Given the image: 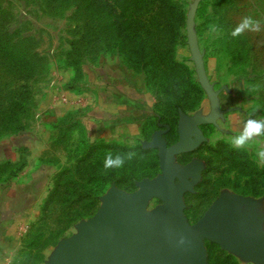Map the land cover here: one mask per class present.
<instances>
[{"label": "rangeland", "instance_id": "374dc122", "mask_svg": "<svg viewBox=\"0 0 264 264\" xmlns=\"http://www.w3.org/2000/svg\"><path fill=\"white\" fill-rule=\"evenodd\" d=\"M245 16L260 30L232 37ZM212 24L222 32L210 33ZM111 61L112 86L123 85L117 121L96 126L104 99L96 78L112 83L101 70ZM249 116L264 119V0H0V202L12 196L10 264H55L82 246L81 227L118 204L157 228L160 153L182 143L167 164L187 223L213 225L204 264H264V165L255 156L264 137L239 150L228 143ZM121 147L136 156L108 175L104 154ZM93 148L106 181H91L75 204L46 205L58 172Z\"/></svg>", "mask_w": 264, "mask_h": 264}, {"label": "water", "instance_id": "95a60500", "mask_svg": "<svg viewBox=\"0 0 264 264\" xmlns=\"http://www.w3.org/2000/svg\"><path fill=\"white\" fill-rule=\"evenodd\" d=\"M179 130H182L180 125ZM183 149V143L160 153L165 184L164 221L154 228L135 221V209L117 205L115 213L101 212L81 227L84 242L62 255L55 264H204L202 240L211 238L213 225L204 218L189 225L180 206L174 174L167 157Z\"/></svg>", "mask_w": 264, "mask_h": 264}, {"label": "trees", "instance_id": "16d2710c", "mask_svg": "<svg viewBox=\"0 0 264 264\" xmlns=\"http://www.w3.org/2000/svg\"><path fill=\"white\" fill-rule=\"evenodd\" d=\"M179 18V16H178ZM181 18V17H180ZM166 46V52L170 53L171 46L170 41L165 43ZM169 62L174 63L172 61V57H169ZM118 153L123 152H129L130 149H127L125 147L121 148H113ZM113 149H109L112 151ZM148 150L142 151L147 152ZM96 148L91 149L87 154L82 155L78 158V160L75 162L73 167L64 168L57 174V181L55 182V186L50 191L49 196L46 200V205L51 202H58V203H73L75 204L76 201L81 200L85 197V195H82L80 192H88L89 191L86 188H89L86 186L87 184H90L91 181H106L107 176L97 173L95 163L101 156L99 154V157H95ZM97 158V159H95ZM114 170V169H113ZM113 170L110 169L109 174H113ZM61 188V191L59 190Z\"/></svg>", "mask_w": 264, "mask_h": 264}, {"label": "crops", "instance_id": "0c3cea01", "mask_svg": "<svg viewBox=\"0 0 264 264\" xmlns=\"http://www.w3.org/2000/svg\"><path fill=\"white\" fill-rule=\"evenodd\" d=\"M101 69V68H100ZM105 74V78L108 80L111 79L112 83L110 84L109 80L107 81L109 84L106 86V83L104 81L103 76L96 78V91L99 92V94L102 96L103 104H101L100 114H99V120H97L94 123L96 126L99 125L98 123L104 124V122L111 120V121H117L114 120L115 117V109L117 107L116 100L118 98V93L122 95L123 92V85L121 87L112 86L114 85L115 81L118 79L117 75V68L114 66V63L108 62L103 66V69H101ZM105 84V86H104ZM118 92V93H117ZM114 116V117H113ZM113 119V120H112ZM2 201L0 202V264H10L11 262V254H12V236L15 234V231L12 229V217L10 214L12 213V196L7 197L6 195L1 196ZM10 212L9 214H6L5 212ZM261 214L264 216V210H259ZM18 219V218H17Z\"/></svg>", "mask_w": 264, "mask_h": 264}, {"label": "clouds", "instance_id": "9594fccd", "mask_svg": "<svg viewBox=\"0 0 264 264\" xmlns=\"http://www.w3.org/2000/svg\"><path fill=\"white\" fill-rule=\"evenodd\" d=\"M260 30V22L254 20L251 16H245L241 21L231 30L230 35L232 37L241 36L246 31L258 32ZM210 33L219 34L222 32L217 25L212 24L209 26ZM264 137V119H256L249 116L248 119L242 122L240 131L231 136L228 143L234 149H245L250 144L257 140V138ZM136 153L129 151L126 153H115L107 151L104 154L103 168L119 169L122 168L126 162L135 158ZM257 161L264 165V146H258L255 153Z\"/></svg>", "mask_w": 264, "mask_h": 264}]
</instances>
